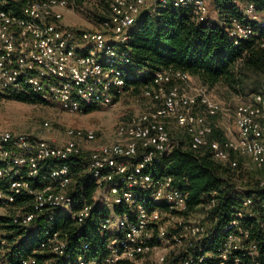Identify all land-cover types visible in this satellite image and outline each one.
Segmentation results:
<instances>
[{"label": "built area", "instance_id": "2783aa9c", "mask_svg": "<svg viewBox=\"0 0 264 264\" xmlns=\"http://www.w3.org/2000/svg\"><path fill=\"white\" fill-rule=\"evenodd\" d=\"M167 6L188 10L197 23L207 21L205 0H0V104L33 97L68 113L116 104L129 92L130 33L143 15ZM240 12L225 28L235 45L264 28L254 3L243 1ZM67 15L81 23H66ZM142 96L151 107L115 124L105 141L97 130L80 127L49 138L48 120L34 131L0 132V215L11 213L25 230L45 223L36 249L19 264H264V198H256L264 177L254 186L238 185L245 178L236 158L244 155L250 169L264 172V88L234 108L236 135L223 143L210 138L207 122L222 108L187 71L156 70ZM170 122L188 134L192 151L208 147L229 169L222 188L244 196L222 229H216V217L207 219L215 198L190 210L187 191L152 169L179 147ZM77 166L94 183L90 201L76 195L84 188L72 170ZM94 210L100 212L102 250L73 259L68 233L52 229L55 215H67L79 230ZM10 246L8 230L0 229V261ZM88 249L87 243L79 247Z\"/></svg>", "mask_w": 264, "mask_h": 264}, {"label": "trees", "instance_id": "16d2710c", "mask_svg": "<svg viewBox=\"0 0 264 264\" xmlns=\"http://www.w3.org/2000/svg\"><path fill=\"white\" fill-rule=\"evenodd\" d=\"M244 1L254 3L256 9L264 13V0ZM213 4L216 11L219 8L223 10L220 16L222 25L207 21L197 23L188 10L170 6L160 7L154 15L145 14L139 19L125 46L132 62L125 69L126 88H129L130 93L140 92L142 95L143 87L153 84L154 72L164 68L187 71L209 88L223 83L235 92L242 90L251 77L264 78V28H259L255 37L235 45L225 28L228 17H242L240 9L221 0H213ZM263 88L264 85L259 90ZM18 100L25 103L39 102L33 97H19ZM92 110L87 108L84 112ZM198 112L202 113V109ZM182 134L184 138L178 139L179 147L163 156L161 162L152 169L156 175L173 177L177 186L187 191L190 210L215 198L216 206L210 210L207 219L212 221V217H216V229H222L230 220L231 213L240 207L244 196L231 188L223 189L224 177L229 176V169L212 158L208 147L192 151L188 134ZM210 138L220 143L226 140L215 128ZM72 170L80 183H84V188L76 195H82L90 201L94 183L91 180L86 182L84 176L79 175L80 167ZM212 191L217 192L211 195ZM256 198H264V191H258ZM99 213V210H94L91 219L79 230L67 215H55L52 229H62L68 233L73 259L78 253L90 256L101 252L96 221ZM44 227L45 223L41 221L25 230L13 223L11 213L0 215V229L9 232L11 250L8 257L11 264H19L22 258L32 254ZM219 240V237L215 238L209 246H216ZM82 243H87L89 249L80 252Z\"/></svg>", "mask_w": 264, "mask_h": 264}, {"label": "rangeland", "instance_id": "374dc122", "mask_svg": "<svg viewBox=\"0 0 264 264\" xmlns=\"http://www.w3.org/2000/svg\"><path fill=\"white\" fill-rule=\"evenodd\" d=\"M221 1L229 2L228 0ZM243 1L240 0V4L235 5V7L241 9ZM205 2L208 6L207 22L218 23L223 10L219 8L216 11L212 3L213 0H205ZM76 22L78 20L74 16L67 15L66 23L76 24ZM262 85H264V78L255 76L248 79L244 88L237 92L231 90L223 83L208 87L211 95L219 102L222 112L214 117H207V122L217 129L224 138L232 139L236 135V125L232 115L234 108L248 101L252 94L260 91L259 89ZM151 105L152 103L145 99L140 92H128L116 104L107 107H95L88 113H68L39 102L10 101L0 104V132H30L34 131L42 121L48 120L51 123V128L45 135L49 138L60 139L65 127H80L97 130L100 140L105 141L112 137L115 124L147 111ZM168 129L177 140L184 138L181 130L173 122L168 124ZM236 158L240 165V175L245 178V183H237L238 185L254 186L257 178L264 177V172L249 168L252 166L248 157L237 155ZM0 264H11L8 255L1 259Z\"/></svg>", "mask_w": 264, "mask_h": 264}, {"label": "crops", "instance_id": "0c3cea01", "mask_svg": "<svg viewBox=\"0 0 264 264\" xmlns=\"http://www.w3.org/2000/svg\"><path fill=\"white\" fill-rule=\"evenodd\" d=\"M212 3H213V2H212ZM213 6H214V4H213ZM259 15H260L261 18L264 17V13H260ZM218 24H219V25H222V21H221L220 19H219Z\"/></svg>", "mask_w": 264, "mask_h": 264}]
</instances>
